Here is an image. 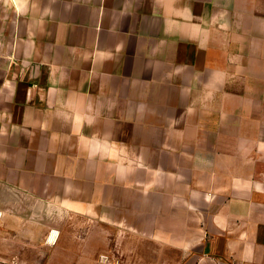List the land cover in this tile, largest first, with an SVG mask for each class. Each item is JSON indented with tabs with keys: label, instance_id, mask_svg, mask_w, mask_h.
<instances>
[{
	"label": "crops",
	"instance_id": "0c3cea01",
	"mask_svg": "<svg viewBox=\"0 0 264 264\" xmlns=\"http://www.w3.org/2000/svg\"><path fill=\"white\" fill-rule=\"evenodd\" d=\"M0 3V262L264 264V0Z\"/></svg>",
	"mask_w": 264,
	"mask_h": 264
},
{
	"label": "rangeland",
	"instance_id": "374dc122",
	"mask_svg": "<svg viewBox=\"0 0 264 264\" xmlns=\"http://www.w3.org/2000/svg\"><path fill=\"white\" fill-rule=\"evenodd\" d=\"M6 5L0 3V42H3L2 40L6 39L7 35L10 33L11 31V26L8 25L7 23L4 22V17L6 16ZM102 253H108L111 254L113 252H111V250H102L100 252L97 253L96 255V259L94 260V262H55V264H96L97 259L99 257L100 254ZM117 255H115L118 258H121V260L125 257L124 254L122 252H115ZM37 263V264H44V262H32V264ZM0 264H16V262H0ZM23 264H31V262H23ZM122 264H135V262H123L122 260ZM138 264V262H137Z\"/></svg>",
	"mask_w": 264,
	"mask_h": 264
},
{
	"label": "built area",
	"instance_id": "2783aa9c",
	"mask_svg": "<svg viewBox=\"0 0 264 264\" xmlns=\"http://www.w3.org/2000/svg\"><path fill=\"white\" fill-rule=\"evenodd\" d=\"M96 264H122V261L113 254L102 253L99 255Z\"/></svg>",
	"mask_w": 264,
	"mask_h": 264
}]
</instances>
